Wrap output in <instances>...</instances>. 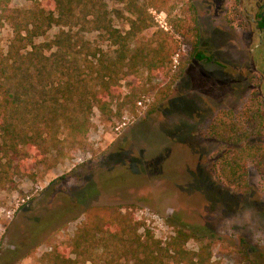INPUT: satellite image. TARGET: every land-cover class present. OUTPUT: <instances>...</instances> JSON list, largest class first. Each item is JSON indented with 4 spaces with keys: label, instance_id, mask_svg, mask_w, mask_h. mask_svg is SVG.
I'll return each mask as SVG.
<instances>
[{
    "label": "rangeland",
    "instance_id": "374dc122",
    "mask_svg": "<svg viewBox=\"0 0 264 264\" xmlns=\"http://www.w3.org/2000/svg\"><path fill=\"white\" fill-rule=\"evenodd\" d=\"M186 1L195 8L201 50L210 60L187 63L168 91L170 78L148 79L146 72L127 78L121 83L123 96L130 97L126 106L119 111L115 105L111 118L92 110L86 134H60L43 163L31 169L33 177H15L13 187L0 188V264H50L52 249L70 242L86 210L99 207L135 219L139 234H150L161 246L177 231L193 235L184 249L193 253L209 246L207 264H264V183L250 161L247 192L227 186L219 158L231 146L205 134L215 117L231 112L248 134L246 143L264 145L256 118H264V47L246 15L252 18L259 10L256 0H178L177 5ZM234 4L243 27L228 22ZM30 5L9 0L0 6V60L13 40L10 17ZM108 10L113 26L127 31L123 5L108 2ZM148 12L154 28L137 44L156 31L173 35L165 12ZM72 38L75 53L89 47L112 51L100 34L81 26ZM178 68L175 56L170 76ZM20 83L17 93L23 97V79ZM245 110L247 121L240 118Z\"/></svg>",
    "mask_w": 264,
    "mask_h": 264
},
{
    "label": "trees",
    "instance_id": "16d2710c",
    "mask_svg": "<svg viewBox=\"0 0 264 264\" xmlns=\"http://www.w3.org/2000/svg\"><path fill=\"white\" fill-rule=\"evenodd\" d=\"M234 1V0H233ZM9 0H0V6ZM31 5L10 17L13 40L0 60V188L13 187L15 177H33L31 169L43 163L59 135L88 132L92 110L112 117L113 108L130 102L123 96L122 82L147 73L170 78L165 90L191 61L210 60L201 50L197 13L178 0H27ZM108 2L123 5L128 30L112 24ZM165 12L173 35L156 31L144 43L139 36L154 28L149 9ZM178 11V13H176ZM116 12V11H113ZM117 13V12H116ZM174 13V15H173ZM0 16V22H1ZM228 22L243 27L242 14L234 4ZM77 26L100 34L112 51L88 48L75 53L72 30ZM58 28L52 37L48 33ZM16 45L21 48L17 49ZM187 48L181 53L180 46ZM178 73L170 76L173 57ZM20 76V79L18 78ZM170 76V77H168ZM18 79V83H17ZM23 79V97L19 96ZM26 86L31 88L27 92ZM167 92H164L166 95ZM263 115H257L264 130ZM249 119L246 110L240 117ZM205 134L231 147L219 161L224 183L247 192L246 168L253 162L264 183V145L246 143L248 134L234 113L214 118ZM141 225L119 209L89 208L85 220L68 243L52 249L50 264H207L209 246L198 252L184 249L193 235L177 231L164 246L150 234H139Z\"/></svg>",
    "mask_w": 264,
    "mask_h": 264
},
{
    "label": "flooded vegetation",
    "instance_id": "af4514ba",
    "mask_svg": "<svg viewBox=\"0 0 264 264\" xmlns=\"http://www.w3.org/2000/svg\"><path fill=\"white\" fill-rule=\"evenodd\" d=\"M254 4H256L259 12H257L252 18L250 17L249 13L246 15L249 17L250 25H252L258 32V45L264 47V0H256Z\"/></svg>",
    "mask_w": 264,
    "mask_h": 264
}]
</instances>
